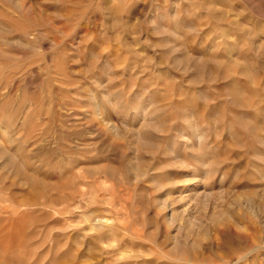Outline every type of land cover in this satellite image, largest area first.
Listing matches in <instances>:
<instances>
[{
	"label": "rangeland",
	"instance_id": "374dc122",
	"mask_svg": "<svg viewBox=\"0 0 264 264\" xmlns=\"http://www.w3.org/2000/svg\"><path fill=\"white\" fill-rule=\"evenodd\" d=\"M0 264H264V0H0Z\"/></svg>",
	"mask_w": 264,
	"mask_h": 264
}]
</instances>
